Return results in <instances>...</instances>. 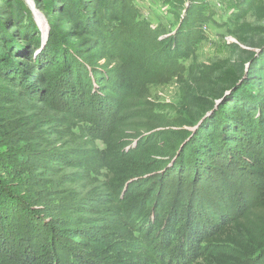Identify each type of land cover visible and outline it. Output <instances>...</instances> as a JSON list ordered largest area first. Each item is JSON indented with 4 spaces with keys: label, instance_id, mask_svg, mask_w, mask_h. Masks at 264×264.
Segmentation results:
<instances>
[{
    "label": "rangeland",
    "instance_id": "1",
    "mask_svg": "<svg viewBox=\"0 0 264 264\" xmlns=\"http://www.w3.org/2000/svg\"><path fill=\"white\" fill-rule=\"evenodd\" d=\"M109 6L123 20L118 34L120 40L116 41L110 31L105 32L109 37V46L115 54L126 60L125 66L136 68L108 70L105 79L112 88L105 95H101L103 90L98 88L96 82V87L90 83L79 88L78 95L65 93L62 98L55 90V80L63 76L65 67L56 62L47 70L59 74L58 77L53 74L52 82L48 83L57 101L53 103L51 98L47 101L56 104L59 110L67 109L70 115H75L77 109L81 108L93 122H108L101 125L104 126L101 130L82 123L97 137L102 135V131H111L117 136L115 140H110L107 152L103 139L97 138L100 153L105 152L100 156V162L114 164L129 158L131 164L126 166L136 175H131L130 180L134 185L130 189L139 186L136 190L141 195L146 193L150 196L149 200L154 205L158 206L162 199L173 200L177 191L186 188L187 195H190L189 201L195 198L196 204L204 202L213 213L217 207L232 216L243 206L264 203V124L261 127L257 125L264 117V97L257 101L263 112L253 115L256 119L251 125V130L255 131L254 136H247L245 141L226 138V147L232 148L229 154H212L208 151L201 155L196 142L191 143L203 124L223 108V103H228L229 99L233 98L230 102H236L240 97L239 102L243 108L246 104L250 106L248 101L252 95L257 100L256 92L246 87L239 92V97H235L237 88L225 86L219 77L228 68L237 70L238 74L244 69L243 77H246L254 62L263 60L264 19L257 18L246 0H204L198 4L188 0H120ZM24 9L27 13H23L24 23L14 25L12 20L17 22L16 17ZM46 10L41 8L39 0H11V3L0 0V34H10L9 38L18 42L19 27L27 25L30 13L41 31L44 43L49 33ZM3 47L0 43V63L4 66V73L13 75L24 93H38L39 98L45 99V92L35 90L36 83H33L30 73L26 72L29 70L24 71L22 58L13 61L9 50H3ZM76 56L75 59L82 62L84 68H90L85 65L84 59ZM141 95L147 101L139 103L137 100H140ZM30 99L31 96H21L9 87L0 88V118L3 119L0 120L3 124L0 126V173L4 167L17 164L25 168L31 163L40 168L55 163L77 166L73 158L69 157V151H50L42 156L38 148L33 146L35 136L28 124L27 110L35 109L36 106ZM203 100L209 102L210 108L200 116L196 115V105ZM110 111L112 120L118 118L116 121H107L106 115ZM235 115L245 118L239 108ZM68 122V116L56 120L60 124ZM215 125L212 129L214 134L208 138H225L220 120ZM136 151L138 154L130 159L129 156ZM6 158L8 160H2ZM49 158L55 160L50 163ZM202 162V166H210L202 169L207 175L206 179L197 177V169ZM72 176L75 178L77 175ZM31 180L30 174L22 179H14L13 192L24 194L23 189L30 186ZM49 186H43V192H31V196L27 197L30 199L28 204L33 217L39 219L40 224L36 230L38 239L44 234L48 235L52 227L57 240H62L69 235L70 227L77 228L76 223L69 220V212L82 210L88 206L89 199L82 201L74 197L64 198L48 191ZM136 190H132L133 193ZM259 216L264 217V213ZM24 236L25 233L22 238ZM222 248L239 259L228 264H264V250L257 256H248L230 247Z\"/></svg>",
    "mask_w": 264,
    "mask_h": 264
},
{
    "label": "trees",
    "instance_id": "2",
    "mask_svg": "<svg viewBox=\"0 0 264 264\" xmlns=\"http://www.w3.org/2000/svg\"><path fill=\"white\" fill-rule=\"evenodd\" d=\"M6 1L11 3V0ZM188 1L198 4L204 0ZM246 1L257 18L264 19V0ZM113 2L119 3L120 0H39L41 8L47 9L49 18V33L44 43L41 31L30 13L27 25L19 27L18 42L9 38L10 34H0L3 50H9L13 61L21 57L24 71L28 69L26 72L30 73L33 83H36L35 90L45 92V99L39 98L38 93H24L13 75L4 73V66L0 63V88L9 87L21 96H31L30 100L35 103V109L27 110L28 124L35 136L33 146L38 148L42 156L50 151H69V157L77 163V166L55 163L47 168H40L33 163L28 168L17 164L2 169L0 264H228L238 261L234 254L223 250L222 247L225 246L248 256H257L264 250V217L259 216L264 213V203L243 206L232 216L217 207L213 213L204 202L196 204L195 198L194 201H189L190 195H187L186 188L177 191L173 200L162 199L157 203L158 206L154 205L149 200L150 196L146 193L141 195L137 191L139 186L130 189L134 185L130 180L131 175H136L126 166L131 164L129 158L114 164L100 162V156L110 147V140H115L117 136L111 131H102L104 134L97 137L98 135L92 134V130L89 131L82 123L101 130L104 128L101 125L108 122H93L81 108L77 109L75 115H70L67 109L59 110L56 104L52 105L47 101L48 98L53 103L57 101L56 95L50 92L48 83L52 82V76L59 74L47 70L56 62L65 67L63 76H57L55 80V90L62 98L65 93L78 95L79 88L90 83L95 85L96 82L98 88L103 90L101 95H105L112 88L105 79L108 70L136 68L125 66L126 60L115 54L109 46V37L105 32L110 31L116 41L120 40L118 34L123 23L122 18L109 6ZM24 12L26 15L24 9L16 17L17 22L12 20L14 25L24 23ZM10 13L12 14L11 11ZM66 47L70 49H65ZM75 55L84 59L85 65L90 68H84L82 62L75 59ZM261 56L262 62H254L246 77H243L244 69L238 74L232 68H228L219 77V81L225 86L237 88L235 97H239L243 87L255 91L258 97L256 100L252 95L248 101L250 106L246 104L245 108L239 102L240 97L236 102H230L234 100L231 98L228 103H223L227 106L222 105V109L211 115V119L191 139V143L196 142L201 155L208 151L212 154H229L232 148L226 147V138H240V141H245L247 136H254L255 131L251 130V125L256 119L253 115L263 112L257 101L264 97V51ZM74 67L77 69H73ZM139 97V103L147 101L143 95ZM196 106L198 110L195 113L199 116L210 108L206 100ZM237 108L242 109L245 118L235 115ZM222 114L224 115L221 116ZM111 115L112 111L106 115L107 121L118 119L112 120ZM64 116H68V123H56V120ZM217 120H220L225 138L211 140L208 136L214 134L212 129L217 126ZM262 123L264 124V117L257 125L261 127ZM0 126L3 124L0 123ZM209 131L213 133L209 134ZM97 138L103 139L107 146L105 152L100 153L96 144ZM213 148L219 149L213 151ZM135 154H138L137 151L129 156L130 159ZM54 160L48 159L50 163ZM202 164L203 162L198 166L197 177L206 179L207 175L202 169L210 166ZM28 174L34 182H28L30 186L23 189L24 194L13 192L14 179H22ZM74 174L77 175L75 178L72 176ZM47 185H51L47 187L48 191L64 198L74 197L82 201L89 199L88 206L82 210L69 212L68 219L73 220L77 228L70 227L69 235L62 240H57L52 227L49 228V237L44 234L38 239L36 230L40 224L39 219L33 217L28 204L30 199L27 197L31 196V192H43L41 188ZM132 190L137 192L133 193ZM45 224L46 222L43 223ZM24 233L26 236L22 238ZM216 248L221 250L216 251Z\"/></svg>",
    "mask_w": 264,
    "mask_h": 264
}]
</instances>
